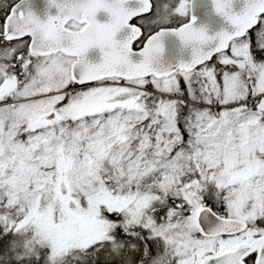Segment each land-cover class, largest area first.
I'll list each match as a JSON object with an SVG mask.
<instances>
[{
    "label": "snow or ice",
    "instance_id": "6c2138e0",
    "mask_svg": "<svg viewBox=\"0 0 264 264\" xmlns=\"http://www.w3.org/2000/svg\"><path fill=\"white\" fill-rule=\"evenodd\" d=\"M25 2L0 0V264H264V0H212L211 35L192 0Z\"/></svg>",
    "mask_w": 264,
    "mask_h": 264
},
{
    "label": "water",
    "instance_id": "95a60500",
    "mask_svg": "<svg viewBox=\"0 0 264 264\" xmlns=\"http://www.w3.org/2000/svg\"><path fill=\"white\" fill-rule=\"evenodd\" d=\"M245 0H233V10L239 12L244 7ZM127 7H136L137 0H127ZM29 7L42 19L46 18L47 14L55 15L56 8H48V0H26L25 4L21 5V8ZM192 15L197 19L195 24L197 26H207L209 34H214L220 30H232L230 23L222 16L215 12L212 0H192ZM97 18L101 22L108 20V14L101 10L97 14ZM120 35V34H118ZM164 52L162 54V61L165 65L175 66L179 60L183 59L187 61L191 57V48H185L179 38L174 34H168L164 37ZM87 58L93 62L98 63L101 59V52L99 48L89 49L86 54Z\"/></svg>",
    "mask_w": 264,
    "mask_h": 264
},
{
    "label": "trees",
    "instance_id": "16d2710c",
    "mask_svg": "<svg viewBox=\"0 0 264 264\" xmlns=\"http://www.w3.org/2000/svg\"><path fill=\"white\" fill-rule=\"evenodd\" d=\"M147 87H148V89H152V86H151V85H149V86H147ZM9 238H10V237H9ZM7 242H8V241H7V240L5 241V239L2 241L3 244H7Z\"/></svg>",
    "mask_w": 264,
    "mask_h": 264
},
{
    "label": "rangeland",
    "instance_id": "374dc122",
    "mask_svg": "<svg viewBox=\"0 0 264 264\" xmlns=\"http://www.w3.org/2000/svg\"><path fill=\"white\" fill-rule=\"evenodd\" d=\"M162 1V0H161ZM156 4H157V0H156ZM155 4V5H156ZM154 10H155V8H154ZM152 91V90H151ZM8 239H10V238H5V241L7 240L8 241ZM103 255H101V257H102Z\"/></svg>",
    "mask_w": 264,
    "mask_h": 264
},
{
    "label": "flooded vegetation",
    "instance_id": "af4514ba",
    "mask_svg": "<svg viewBox=\"0 0 264 264\" xmlns=\"http://www.w3.org/2000/svg\"><path fill=\"white\" fill-rule=\"evenodd\" d=\"M133 23H136V21H133ZM101 260H103V256L101 257Z\"/></svg>",
    "mask_w": 264,
    "mask_h": 264
}]
</instances>
